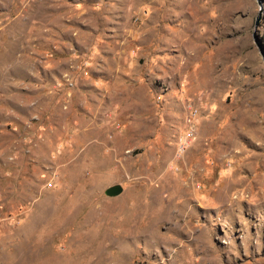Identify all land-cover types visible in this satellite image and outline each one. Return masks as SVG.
<instances>
[{
    "label": "rangeland",
    "instance_id": "obj_1",
    "mask_svg": "<svg viewBox=\"0 0 264 264\" xmlns=\"http://www.w3.org/2000/svg\"><path fill=\"white\" fill-rule=\"evenodd\" d=\"M0 264H264V0H0Z\"/></svg>",
    "mask_w": 264,
    "mask_h": 264
},
{
    "label": "water",
    "instance_id": "obj_2",
    "mask_svg": "<svg viewBox=\"0 0 264 264\" xmlns=\"http://www.w3.org/2000/svg\"><path fill=\"white\" fill-rule=\"evenodd\" d=\"M257 3L259 4L260 2L257 1ZM259 12H260V8H259L258 14ZM258 19L259 17L256 16L255 21H254L255 25L257 24ZM104 192L106 195H109V196L117 195L121 192V186L119 184L110 185L104 189Z\"/></svg>",
    "mask_w": 264,
    "mask_h": 264
}]
</instances>
